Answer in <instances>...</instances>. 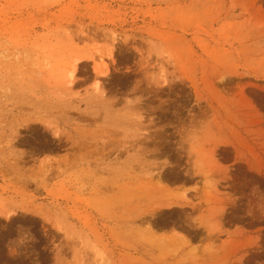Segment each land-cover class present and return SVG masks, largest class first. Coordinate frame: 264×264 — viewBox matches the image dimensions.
I'll use <instances>...</instances> for the list:
<instances>
[{
	"label": "rangeland",
	"instance_id": "rangeland-1",
	"mask_svg": "<svg viewBox=\"0 0 264 264\" xmlns=\"http://www.w3.org/2000/svg\"><path fill=\"white\" fill-rule=\"evenodd\" d=\"M0 264H264V0H0Z\"/></svg>",
	"mask_w": 264,
	"mask_h": 264
}]
</instances>
